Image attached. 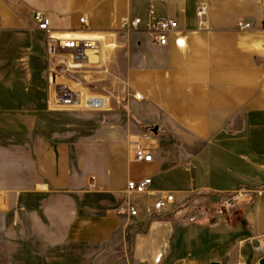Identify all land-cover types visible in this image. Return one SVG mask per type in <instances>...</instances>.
Wrapping results in <instances>:
<instances>
[{"label":"crops","instance_id":"1","mask_svg":"<svg viewBox=\"0 0 264 264\" xmlns=\"http://www.w3.org/2000/svg\"><path fill=\"white\" fill-rule=\"evenodd\" d=\"M38 11L60 32L87 17L98 49L69 81L102 96L111 122L49 107ZM151 11L179 24L167 45L147 32ZM260 25L257 0H0V264H259L264 193L230 217L216 206L264 187ZM150 124L153 160L136 162ZM146 177L148 193L127 192ZM164 192L174 201L155 211Z\"/></svg>","mask_w":264,"mask_h":264},{"label":"built area","instance_id":"2","mask_svg":"<svg viewBox=\"0 0 264 264\" xmlns=\"http://www.w3.org/2000/svg\"><path fill=\"white\" fill-rule=\"evenodd\" d=\"M261 8V27H264V0H257ZM208 11V5L202 3L197 9L198 16H204ZM151 22L147 29L152 40L159 45H167L169 34L179 26L175 19L165 16H154L151 11ZM34 20L36 28L46 33L47 36V102L53 109L103 111L106 109L105 100L99 95H87L83 89L72 84L67 74L73 73L79 66L89 61L90 51L98 49V39L93 36H85L87 17L82 16L80 22L83 24L81 32L55 31L50 25V19L43 12H35ZM255 26L253 21H239L240 29H250ZM121 30L129 33L130 24L128 19L121 23ZM137 98L141 95L136 94ZM152 135L145 133L140 141L134 143L133 159L136 162H150L153 160L151 152ZM152 178L146 177L142 180H130L127 184L129 194H145L150 191ZM255 193L261 196L264 187L253 189H241L225 196L216 206L219 214L230 217L233 215L237 204L241 202L246 194ZM174 201L172 192H164L154 203V210L161 211ZM130 215L138 214V209L128 203L121 207Z\"/></svg>","mask_w":264,"mask_h":264},{"label":"rangeland","instance_id":"3","mask_svg":"<svg viewBox=\"0 0 264 264\" xmlns=\"http://www.w3.org/2000/svg\"><path fill=\"white\" fill-rule=\"evenodd\" d=\"M73 75L72 74H67V77H68V80L69 78H74L76 79V77H72ZM73 80V79H72ZM62 111H67L66 109H62ZM71 111H83V110H71ZM99 113H101V116L96 120V124H101V123H104V122H111L112 121V118L110 116L107 115L108 111L107 110H103V111H99ZM115 122V121H114ZM155 124H150L146 127L145 129V133L147 134H150V135H154L153 133H151L149 130H148V127L150 126H153ZM144 133V134H145ZM165 187H170V185H168L167 183H165L164 185Z\"/></svg>","mask_w":264,"mask_h":264},{"label":"water","instance_id":"4","mask_svg":"<svg viewBox=\"0 0 264 264\" xmlns=\"http://www.w3.org/2000/svg\"><path fill=\"white\" fill-rule=\"evenodd\" d=\"M148 130H149L151 133H153V134H157V133H158V125L155 124V125H153V126H150V127H148ZM256 243H258V242H257V241H254V242H253V244H255V245H256ZM259 264H264V257L260 259Z\"/></svg>","mask_w":264,"mask_h":264},{"label":"bare ground","instance_id":"5","mask_svg":"<svg viewBox=\"0 0 264 264\" xmlns=\"http://www.w3.org/2000/svg\"><path fill=\"white\" fill-rule=\"evenodd\" d=\"M83 35L88 36V34H83ZM96 50H97V49L90 51V54H91L93 51H96ZM90 54H89V58H90ZM79 67H81V66H79Z\"/></svg>","mask_w":264,"mask_h":264}]
</instances>
